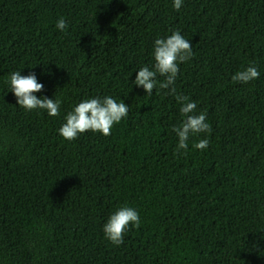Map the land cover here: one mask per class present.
Wrapping results in <instances>:
<instances>
[{"label":"trees","instance_id":"obj_1","mask_svg":"<svg viewBox=\"0 0 264 264\" xmlns=\"http://www.w3.org/2000/svg\"><path fill=\"white\" fill-rule=\"evenodd\" d=\"M173 2L0 0V264H264V0ZM176 30L194 53L177 94L212 129L186 154L176 96L134 84ZM249 65L259 78L233 82ZM15 71L60 114L19 106ZM108 96L129 105L111 135L59 134L80 102ZM122 207L141 224L115 246L103 227Z\"/></svg>","mask_w":264,"mask_h":264},{"label":"clouds","instance_id":"obj_2","mask_svg":"<svg viewBox=\"0 0 264 264\" xmlns=\"http://www.w3.org/2000/svg\"><path fill=\"white\" fill-rule=\"evenodd\" d=\"M183 0H174L173 8L177 11L182 7ZM56 27L65 31L68 24L61 17L56 23ZM194 56L192 44L186 40L179 30L174 31L166 38H158L154 41L152 66H144L137 71L134 84L142 86L147 95H152L153 90L159 86L161 89H168V94L175 95L181 103L180 112L186 117L179 125L173 127V131L178 137L176 151L184 150L186 154L189 147L190 137L200 133H211L212 129L207 122V115L204 112L196 114L197 104L190 101L189 97L177 94L175 83L179 74V65L192 59ZM164 79L158 81L157 77ZM259 71L255 66L249 65L246 69L237 71L232 75L233 82L247 84L258 79ZM11 92L14 93L17 104L27 111L36 109L45 110L49 116L60 114L61 101L49 99L48 97H37L36 93L42 92L44 85L39 83L35 73L24 76L20 71L10 74ZM129 105L124 102H117L111 96L100 98H89L80 102L71 112L65 116V123L60 127L59 134L68 141L78 138L85 132H99L104 136L111 135L115 124L127 117ZM208 138L199 139L193 144L198 150H205L209 147ZM141 224L139 213L131 207H122L110 216L104 224L103 231L105 237L113 245L119 246L124 242V235L129 230V226L139 227Z\"/></svg>","mask_w":264,"mask_h":264}]
</instances>
